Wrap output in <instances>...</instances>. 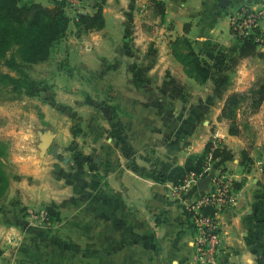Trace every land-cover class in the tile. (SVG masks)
Listing matches in <instances>:
<instances>
[{
    "label": "rangeland",
    "instance_id": "obj_1",
    "mask_svg": "<svg viewBox=\"0 0 264 264\" xmlns=\"http://www.w3.org/2000/svg\"><path fill=\"white\" fill-rule=\"evenodd\" d=\"M26 1L54 5L52 0ZM58 1L63 3L62 9L69 17L67 27L63 35L51 43L45 60L29 64V72L40 86L51 88L53 83H61L55 87L57 92L48 91L47 96H40L38 86L34 88V94L22 91L14 95L9 91L10 86L0 87V149L3 152L0 153V264L31 258L37 250L56 249L55 244L61 239L80 237L84 243L99 240L101 230H97L106 219L107 173L113 160L116 163L127 159L135 169L151 172L150 168L140 167L136 147L130 142L122 122V108L108 97L105 85H101L105 89L102 95L96 94V85L92 86V81L109 72V68L101 70L93 66L99 53L97 44L90 43L95 39L94 34L99 33L98 29L89 30L83 27V23L76 24L78 9L82 8L80 0ZM140 1L136 8L137 20L128 26L129 33L125 38L114 39L112 49L121 47L126 51H119L116 56L130 63L134 95L145 99L156 93L178 96L176 102L162 100L156 104L165 109L177 107L180 114L189 109L195 113L210 112L215 122L209 125L214 130L219 121L228 126L224 119H217L218 115L215 119V111L220 112V100L226 93L243 91L246 93L241 96L236 117L240 130L245 131L248 117L259 109H252L253 97L248 90L253 85L257 88L255 84L264 77V57L256 64L258 71L250 85L228 92L232 88L228 84L236 79L235 68L252 60V56H248L235 64L232 62L238 43L233 32L235 27L231 24L236 13L229 16V28L228 15H225L214 31H207L209 36L198 40L193 36L199 29L190 36L186 34L189 23L179 30L176 23L161 17L156 0ZM97 2L103 4V1ZM94 3L91 8L84 6L79 11L93 13L96 9ZM228 30L237 40L235 46L232 42L231 48L228 46L234 39L228 36ZM106 32L110 34L112 31L107 28ZM90 45L94 56H91ZM81 64L89 66L83 68ZM2 68L6 69L5 66ZM71 73L73 80L69 76ZM134 78L141 84L137 85ZM67 80L85 92L76 101L75 94L66 91ZM202 97L207 101L204 102ZM201 120L203 126L206 119ZM39 129L58 132L55 141L60 143V151L69 157L67 162L48 152H40ZM216 143L222 145L220 141ZM209 164L206 163L205 168L194 175L187 171L178 184H173L180 189L186 184L193 185L194 179L209 173ZM218 171L223 170L219 168L212 176ZM203 172L206 174L201 175ZM195 202L196 198L187 201L184 211L188 223L197 231L196 213L191 207ZM74 222L81 230L70 228L69 224ZM36 261L31 260L29 264H42L40 258ZM205 263L195 256L190 261V264Z\"/></svg>",
    "mask_w": 264,
    "mask_h": 264
},
{
    "label": "crops",
    "instance_id": "obj_2",
    "mask_svg": "<svg viewBox=\"0 0 264 264\" xmlns=\"http://www.w3.org/2000/svg\"><path fill=\"white\" fill-rule=\"evenodd\" d=\"M99 1H103L104 26L96 30L99 33L89 31L95 38L90 44H97L99 53L95 56L93 66L96 65V69L101 70L109 68V72L102 73L92 81V86L96 85V94L102 95L105 85L108 97L122 108V122L130 142L136 147L140 167L150 168L155 173H167L173 166L183 165L189 155L201 154L208 140L215 146L220 141L226 147L228 155L215 159L207 156L203 168L206 163H210V171L216 172L220 168L227 174H232L239 186L235 189L233 203L216 213L220 245L215 263L264 264V98L259 109L248 117V128L245 131L241 129L239 134H230L226 123L221 121L211 130L212 125L209 124L215 121L211 119L210 112L195 113L193 109H189L183 111V115L177 107L174 109L169 106L165 109L166 107L161 108L156 104L162 100L176 102L178 96H161L160 93L148 99L135 96L130 63L116 56L119 51H126L121 47L112 49L114 39L125 38L129 33L128 26L137 20L136 8L141 1ZM163 1L164 18L176 23L179 30L185 23H189L186 34L190 36L194 30L199 29L193 36L198 40L209 36L207 31H214L225 15H228L229 28V16L242 6L260 11L264 23V0H230L224 7L219 0ZM80 2L82 8L78 12L84 6L86 9L91 8L95 0ZM107 28L112 31L110 34L106 32ZM227 34L231 36V40L234 39L228 46L231 48L232 42L235 46L237 40L229 34V30ZM91 45L89 50L91 56H94ZM258 49L264 51V44H258ZM112 52L115 53L110 58ZM112 58L114 61L108 62ZM251 58L249 64L243 62L235 68L236 79L227 83L232 86L228 92L245 89L254 80L258 71L256 64L262 58ZM81 65L83 67L84 64ZM69 76L73 78L72 73ZM65 82L66 91L75 94V101L80 98L81 93H85L73 87L70 80ZM59 85L61 83H53L51 88L39 86V95L47 96L48 91L56 93ZM226 96L227 93L220 100V109ZM201 99L207 101L203 97ZM217 115L216 110L215 119ZM202 118L206 119L203 126ZM53 131L54 142L60 150V143L55 141L58 132ZM113 162L107 173L106 219L97 230H101L99 240L92 239L84 243V239L80 237L61 239L56 242V249L50 247L42 249V252L37 250L33 257L19 258L15 260L16 263L11 261L10 264H29L31 260L37 262V258L41 259L42 264H190L195 255L194 242L199 232L188 223L184 204L193 198L197 199L201 194L202 191L196 184L200 178L194 179L193 185L186 184L180 189L172 180H158L147 172L144 173V170L135 169L127 163V159ZM203 173L201 175L206 174ZM69 226L81 230L77 222L70 223Z\"/></svg>",
    "mask_w": 264,
    "mask_h": 264
},
{
    "label": "trees",
    "instance_id": "obj_3",
    "mask_svg": "<svg viewBox=\"0 0 264 264\" xmlns=\"http://www.w3.org/2000/svg\"><path fill=\"white\" fill-rule=\"evenodd\" d=\"M53 1V6L44 5L38 1L26 0H0V87L10 86L9 91L18 95L24 91L27 94H34V88L40 86L30 74L31 63L45 60L48 50L53 41L60 38L69 21V17L62 9L61 1ZM159 6L158 14L163 17L165 4L163 0H156ZM96 7L93 13H77L76 24L83 23L85 29H100L104 26L102 4L94 3ZM238 40L237 49L232 55V62L235 64L239 59L248 56L264 57V51L258 49V44H264V30L253 27L249 33L243 35L233 31ZM5 66L6 69H3ZM137 85L141 82L133 79ZM249 88L251 92L252 109L256 110L264 98V77ZM246 92L232 91L229 93L220 109L217 119H224L228 124L230 134H239L240 127L236 117V109L241 96ZM0 143V147H1ZM2 150L0 149V153ZM228 155L224 145H213L208 140L201 154L189 155L183 165L173 166L167 173L151 172L149 176L158 180H172L178 184L187 171H202L206 157L215 159L218 156ZM1 164V161H0ZM204 174V173H203ZM239 183L234 184L237 188ZM48 209H52L48 206ZM207 211V210H206Z\"/></svg>",
    "mask_w": 264,
    "mask_h": 264
},
{
    "label": "built area",
    "instance_id": "obj_4",
    "mask_svg": "<svg viewBox=\"0 0 264 264\" xmlns=\"http://www.w3.org/2000/svg\"><path fill=\"white\" fill-rule=\"evenodd\" d=\"M232 26L239 34H247L253 27L264 30V23L261 20V12L250 7H241L235 12ZM194 171L190 174L194 175ZM212 176L210 186L203 190V193L191 205L195 211V221L198 223L199 235L195 239L196 253L205 264H214L215 255L220 245L218 232V221L216 213L229 207L234 201V179L224 171H218ZM203 177V176H200ZM207 210V211H206Z\"/></svg>",
    "mask_w": 264,
    "mask_h": 264
},
{
    "label": "water",
    "instance_id": "obj_5",
    "mask_svg": "<svg viewBox=\"0 0 264 264\" xmlns=\"http://www.w3.org/2000/svg\"><path fill=\"white\" fill-rule=\"evenodd\" d=\"M221 6H225L230 3V0H219ZM38 147L41 153L48 152L52 157L60 159L64 162L68 161V157L65 156L59 149L57 143L54 142V133L50 131H39ZM214 171L211 170L207 175L197 180L196 184L199 190H204L208 187V184L212 178Z\"/></svg>",
    "mask_w": 264,
    "mask_h": 264
}]
</instances>
